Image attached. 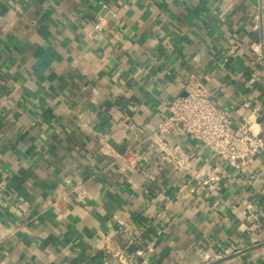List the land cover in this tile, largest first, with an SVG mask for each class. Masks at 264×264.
<instances>
[{"label": "crops", "instance_id": "crops-1", "mask_svg": "<svg viewBox=\"0 0 264 264\" xmlns=\"http://www.w3.org/2000/svg\"><path fill=\"white\" fill-rule=\"evenodd\" d=\"M256 42L264 0H0V264H264V149L244 178L180 127L177 169L154 136L193 74L264 139ZM71 183L90 198L63 218L48 205Z\"/></svg>", "mask_w": 264, "mask_h": 264}, {"label": "built area", "instance_id": "built-area-1", "mask_svg": "<svg viewBox=\"0 0 264 264\" xmlns=\"http://www.w3.org/2000/svg\"><path fill=\"white\" fill-rule=\"evenodd\" d=\"M101 8L103 12L96 15L92 26L86 31L89 38L102 33L108 20L115 15L106 4H102ZM231 46L237 48V42L233 41ZM250 47L251 65L257 66L264 62L263 43H252ZM160 107L166 111V115L159 121L154 132L155 145L164 158L170 157L176 161L177 169L183 168V161H177L180 151L172 147L166 140V135L180 127L193 140L208 147L236 174L244 178L252 175L255 158L264 149V139L260 135L254 114L243 118L239 124L233 123L226 111L212 101L210 93L193 74L186 79L184 94ZM101 150L116 160L126 161L131 168H134L139 160H145L136 147L118 154L108 143H103ZM89 198L83 183H71L67 187L55 188L48 207L64 218L69 214L72 203L82 208V204ZM8 233V227L0 225V243Z\"/></svg>", "mask_w": 264, "mask_h": 264}]
</instances>
